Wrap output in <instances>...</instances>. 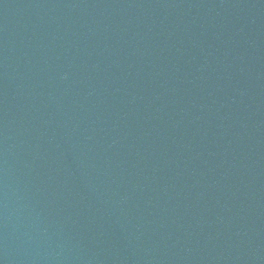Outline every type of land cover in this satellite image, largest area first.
I'll return each mask as SVG.
<instances>
[{"label":"water","instance_id":"1","mask_svg":"<svg viewBox=\"0 0 264 264\" xmlns=\"http://www.w3.org/2000/svg\"><path fill=\"white\" fill-rule=\"evenodd\" d=\"M0 264H264V0H0Z\"/></svg>","mask_w":264,"mask_h":264}]
</instances>
